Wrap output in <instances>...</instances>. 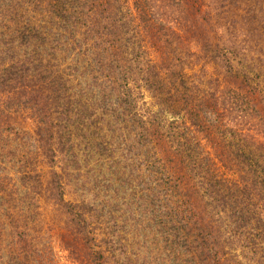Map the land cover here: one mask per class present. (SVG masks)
<instances>
[{"label": "trees", "instance_id": "1", "mask_svg": "<svg viewBox=\"0 0 264 264\" xmlns=\"http://www.w3.org/2000/svg\"><path fill=\"white\" fill-rule=\"evenodd\" d=\"M55 235L264 264V0H0V264H58Z\"/></svg>", "mask_w": 264, "mask_h": 264}, {"label": "rangeland", "instance_id": "2", "mask_svg": "<svg viewBox=\"0 0 264 264\" xmlns=\"http://www.w3.org/2000/svg\"><path fill=\"white\" fill-rule=\"evenodd\" d=\"M146 247L148 250H152L157 245L158 247H163L164 244H142ZM52 247L53 251L55 253V260L58 262V264H76L74 262H71L64 251H62L60 244H59V238L57 235H55L52 239ZM166 264V263H165ZM169 264V263H167Z\"/></svg>", "mask_w": 264, "mask_h": 264}]
</instances>
